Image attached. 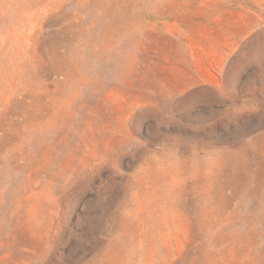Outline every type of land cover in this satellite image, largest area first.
I'll use <instances>...</instances> for the list:
<instances>
[{
  "label": "rangeland",
  "instance_id": "rangeland-1",
  "mask_svg": "<svg viewBox=\"0 0 264 264\" xmlns=\"http://www.w3.org/2000/svg\"><path fill=\"white\" fill-rule=\"evenodd\" d=\"M0 264H264V0H0Z\"/></svg>",
  "mask_w": 264,
  "mask_h": 264
}]
</instances>
